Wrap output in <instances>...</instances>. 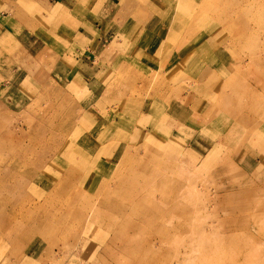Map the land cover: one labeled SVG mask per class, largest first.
<instances>
[{"label":"rangeland","instance_id":"obj_1","mask_svg":"<svg viewBox=\"0 0 264 264\" xmlns=\"http://www.w3.org/2000/svg\"><path fill=\"white\" fill-rule=\"evenodd\" d=\"M175 3L203 28L175 73L103 72L64 18L0 49V264H264V0ZM211 20L241 64L204 88Z\"/></svg>","mask_w":264,"mask_h":264},{"label":"crops","instance_id":"obj_2","mask_svg":"<svg viewBox=\"0 0 264 264\" xmlns=\"http://www.w3.org/2000/svg\"><path fill=\"white\" fill-rule=\"evenodd\" d=\"M175 1L146 0L139 5L133 1H130L133 3L131 4L129 0H0V49L4 53L2 62L10 57L7 54L15 57L17 52H24L28 56L26 63L31 64L34 59H28L33 56L27 50L38 48L37 52L42 51L46 46L38 35L47 37L51 30L41 26L35 18H43V23L51 18H64L65 21L62 20L54 29L56 38L60 34L70 33L72 39L81 42V45L87 43L95 48L103 47L109 53L107 58L101 60L102 66H105L103 72H107L115 64H123L125 67L136 68L145 76L175 73L178 65L188 62L187 55L198 36H202L200 32L203 29L197 25L192 28L189 23L183 26L181 19L186 17L177 16L181 6L180 3L176 5ZM85 11L87 15L82 16ZM91 16H94L92 23L85 19ZM212 17L218 21V12ZM122 18L119 25L113 22ZM212 21L206 25H210L208 28H204L208 35L200 41L206 46L205 49L213 48V55L204 60L205 68L197 77L204 88L209 86V82L215 83L222 79L223 75L232 71L234 64H241L238 62V53L236 59L225 55L227 50L222 38L223 28L218 22ZM108 25L109 30H106ZM103 32L105 37L101 38L100 34ZM82 50L86 52L90 48L80 51L83 52ZM81 52L76 53L77 59L81 60L85 55ZM112 52L117 55L109 63ZM42 57L43 55L40 56ZM77 59H74L76 63L79 62ZM2 62L0 61V65ZM97 126L95 124L93 128ZM111 165L110 159L105 167ZM92 173L89 174L90 178L98 176L97 173L91 175Z\"/></svg>","mask_w":264,"mask_h":264},{"label":"bare ground","instance_id":"obj_3","mask_svg":"<svg viewBox=\"0 0 264 264\" xmlns=\"http://www.w3.org/2000/svg\"><path fill=\"white\" fill-rule=\"evenodd\" d=\"M181 21H183L182 19H181ZM162 29V28H161ZM158 31V30H157ZM193 55V54H192ZM212 55H209L208 54V56H206V57H211ZM200 62H198V63H202L203 64V68H202V70L205 68V61H201V60H199Z\"/></svg>","mask_w":264,"mask_h":264}]
</instances>
